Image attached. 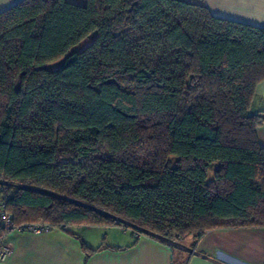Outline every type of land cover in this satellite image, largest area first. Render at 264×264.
I'll return each instance as SVG.
<instances>
[{
  "label": "trees",
  "instance_id": "obj_1",
  "mask_svg": "<svg viewBox=\"0 0 264 264\" xmlns=\"http://www.w3.org/2000/svg\"><path fill=\"white\" fill-rule=\"evenodd\" d=\"M261 81L264 28L201 0H22L0 12V207L163 239L264 226Z\"/></svg>",
  "mask_w": 264,
  "mask_h": 264
},
{
  "label": "crops",
  "instance_id": "obj_2",
  "mask_svg": "<svg viewBox=\"0 0 264 264\" xmlns=\"http://www.w3.org/2000/svg\"><path fill=\"white\" fill-rule=\"evenodd\" d=\"M22 0H0V12ZM216 17L264 28V0H201ZM253 112L264 115V81ZM264 147V122L256 129ZM12 253L0 264H264V226L219 227L187 235L170 247L155 235L134 237L118 225L53 227L47 233L12 231Z\"/></svg>",
  "mask_w": 264,
  "mask_h": 264
},
{
  "label": "built area",
  "instance_id": "obj_3",
  "mask_svg": "<svg viewBox=\"0 0 264 264\" xmlns=\"http://www.w3.org/2000/svg\"><path fill=\"white\" fill-rule=\"evenodd\" d=\"M114 222L123 231L130 230L133 236L136 238L143 235L139 231H134L128 228L125 223L118 222L117 220H114ZM0 227L2 229V236H0V262L6 261L12 253L11 245L5 241V237L12 231L41 234L47 233L53 229V227H51L49 224L43 222H31L23 223L21 225H15L10 214L2 206L0 207ZM158 239H160L170 247H175L176 245H178L180 238L174 237L172 239H163L158 237Z\"/></svg>",
  "mask_w": 264,
  "mask_h": 264
},
{
  "label": "rangeland",
  "instance_id": "obj_4",
  "mask_svg": "<svg viewBox=\"0 0 264 264\" xmlns=\"http://www.w3.org/2000/svg\"><path fill=\"white\" fill-rule=\"evenodd\" d=\"M68 1L73 2V3H77V4H82L85 2V0H68ZM56 66H57V64H53L51 67H56ZM214 167H216V166L214 165L212 168H214ZM180 240H181V238L179 239V242H180Z\"/></svg>",
  "mask_w": 264,
  "mask_h": 264
}]
</instances>
